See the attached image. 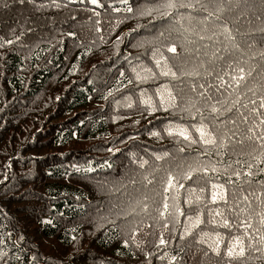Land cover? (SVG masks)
<instances>
[{
  "label": "trees",
  "instance_id": "16d2710c",
  "mask_svg": "<svg viewBox=\"0 0 264 264\" xmlns=\"http://www.w3.org/2000/svg\"><path fill=\"white\" fill-rule=\"evenodd\" d=\"M0 264H264V0H0Z\"/></svg>",
  "mask_w": 264,
  "mask_h": 264
},
{
  "label": "snow or ice",
  "instance_id": "6c2138e0",
  "mask_svg": "<svg viewBox=\"0 0 264 264\" xmlns=\"http://www.w3.org/2000/svg\"><path fill=\"white\" fill-rule=\"evenodd\" d=\"M93 3L96 2V0H92ZM169 6H171V4H169ZM169 51L174 52L175 49L174 48H170ZM165 75H167V73H165ZM201 135H203V132L201 133ZM185 139H187V137H185ZM161 243H163V241H161ZM243 254L242 250H241V255ZM229 255L231 256V252H229Z\"/></svg>",
  "mask_w": 264,
  "mask_h": 264
}]
</instances>
